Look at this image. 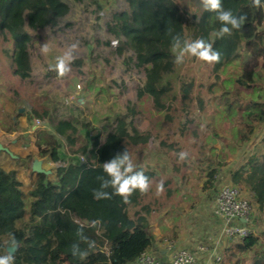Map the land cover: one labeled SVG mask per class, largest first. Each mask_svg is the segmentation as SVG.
I'll list each match as a JSON object with an SVG mask.
<instances>
[{
	"label": "rangeland",
	"instance_id": "374dc122",
	"mask_svg": "<svg viewBox=\"0 0 264 264\" xmlns=\"http://www.w3.org/2000/svg\"><path fill=\"white\" fill-rule=\"evenodd\" d=\"M64 1L69 11L57 27H26V78L13 72L14 42L7 32H0V166L14 169L21 189L27 192L31 188L28 173L33 164L50 179L54 178L56 167L64 165L46 156L39 157L35 145L38 130L56 135L67 161L75 160L77 155L88 161V153H71L70 148L78 149L80 142L91 143L95 135L102 140L115 117L126 115L138 132L147 136L142 144L126 143L133 163L152 174L149 191L140 193L137 202L128 205L129 215H143L156 240L160 244L174 243V250L197 244L211 249L209 238L218 235V221L210 207L214 187L230 181V171L251 156L264 154V123L242 141L237 135L243 127L242 108L235 106L236 113L229 115L223 105L225 98L232 100L234 95L224 94L230 88H225L221 79L238 73L240 66L233 63L215 73L211 64L187 59L169 93L170 99L158 111L150 96L137 92L144 74L135 66L131 49L124 47L117 52V44L112 43L116 39L107 30L113 14L124 7V0ZM179 5L197 11L192 2ZM44 43L49 47L47 54L41 53ZM73 43H78V49L70 63L71 70L61 77L51 67ZM183 82H191L185 96L181 90ZM257 87L264 89V70L253 87L243 92L255 91ZM43 107L47 117H30L33 108L41 112ZM59 119L74 121L78 126L89 121L92 126L79 129L76 140L68 143L54 132L50 120ZM10 126L13 130L7 132ZM182 151L188 154L184 160L178 156ZM212 168L216 169L214 182L208 178ZM161 183L163 191L158 195ZM241 191L252 202V192ZM252 207V231L259 232L264 227V213L253 202ZM216 240L215 254L220 261L202 255L201 264H233L234 259L228 258L229 247L238 238L221 236ZM249 255L244 254L245 264H249Z\"/></svg>",
	"mask_w": 264,
	"mask_h": 264
},
{
	"label": "trees",
	"instance_id": "16d2710c",
	"mask_svg": "<svg viewBox=\"0 0 264 264\" xmlns=\"http://www.w3.org/2000/svg\"><path fill=\"white\" fill-rule=\"evenodd\" d=\"M187 1L192 2L196 12L179 5ZM261 4L264 5V0ZM222 5L234 15L247 17L241 29H234L232 35L222 39L215 36L221 26L216 14L205 11L200 0H124V7L107 23V30L118 41L117 52L124 47L131 49L135 66L144 74L137 92L150 96L158 111L170 99L169 93L184 62L194 59L186 56L182 64L174 63L170 50L173 35L190 40L203 38L212 43L221 53L220 61L211 64L215 73L223 72L230 64H238V73L223 77L221 82L230 88L224 94L234 95L232 100L224 99L225 111L232 115L236 113L235 106L242 108L243 127L237 135L244 141L264 123V89L257 87L255 91L243 92L253 87L264 70V7H253L252 0H222ZM68 11L69 5L64 0H0V32H7L13 39L16 75L20 78L29 75L26 27L32 30L57 27ZM181 86L185 96L191 82H183ZM31 113L34 119L48 116L44 107L41 112L33 108ZM50 121L54 132L68 143L76 140L79 129L92 126L89 121L80 126L70 120ZM12 130L10 126L7 132ZM146 140L147 136L138 132L131 118L120 115L115 117L111 130L102 140L95 135L91 143L80 142L78 149L70 148L71 153L77 150L88 153V161H80V155L67 161L56 135L38 130L35 145L39 157L46 156L64 165L56 167L53 179L30 168L31 188L27 192L21 189L14 169L0 166V256L7 254L6 244L10 234H14L20 244L14 253L15 264H129L134 261L155 239L143 215L128 213V205L137 202L139 190L132 194L129 203H124L118 195L94 199L93 189L100 187L97 177H106L104 162L123 152L126 143L142 144ZM144 173L151 178L150 172ZM229 176L239 189L252 192L255 208L264 213V154L251 156L245 164L231 170ZM208 178L214 182L215 168L209 170ZM106 191L111 193L112 189ZM78 230L86 240L78 236ZM89 242L94 246L89 247ZM74 243H79L81 250L87 252L86 258L73 257ZM229 250L228 258L234 259L235 264H245L247 253H250L249 264H264V227L238 239Z\"/></svg>",
	"mask_w": 264,
	"mask_h": 264
},
{
	"label": "clouds",
	"instance_id": "9594fccd",
	"mask_svg": "<svg viewBox=\"0 0 264 264\" xmlns=\"http://www.w3.org/2000/svg\"><path fill=\"white\" fill-rule=\"evenodd\" d=\"M200 3L205 11L216 14V20L220 23V27L215 31V36L222 39L225 36L232 35V31L242 28L244 21L247 19L245 15H234L231 9H225L222 5V0H200ZM252 6L255 8L264 7L261 0H252ZM113 46L118 44V41H112ZM78 49V43H73L68 46L67 50L62 56L56 58V63L51 67V70L56 71L59 76L66 75L70 69V63L74 59V53ZM171 52L175 59L174 63L180 65L184 62L186 56L194 57L200 61L212 64L218 63L221 59V53L213 48V44L206 42L203 38L195 40L184 39L179 34L171 37ZM49 47L46 43L41 46V53L47 54ZM186 152L178 154L180 160L187 157ZM105 176H99L100 187L93 189V198L97 200L111 199L113 195L122 197L124 203H129V198L132 194L139 190L140 193H147L151 186V181L143 170H136V166L126 148L123 152L117 153L112 159L102 164ZM111 188L112 192L106 191ZM163 191V184L157 187V194ZM95 223V222H94ZM78 236L82 240V232L78 230ZM19 241L14 234H10L9 240L6 244L7 254L0 256V264H15V251L19 248ZM89 247L94 244L89 242ZM71 254L73 257L84 259L87 252L81 250L79 243H74L71 247Z\"/></svg>",
	"mask_w": 264,
	"mask_h": 264
},
{
	"label": "built area",
	"instance_id": "2783aa9c",
	"mask_svg": "<svg viewBox=\"0 0 264 264\" xmlns=\"http://www.w3.org/2000/svg\"><path fill=\"white\" fill-rule=\"evenodd\" d=\"M210 207L218 221V235L209 238L211 249L205 244H197L194 247L182 246L174 250V243L164 241L161 244L169 251L167 260L163 261L145 250L129 264H201L202 255L208 258L213 256L216 261H220L219 256L215 254L218 244L216 239L221 236L241 239L251 233L254 210L251 201L231 181L214 187Z\"/></svg>",
	"mask_w": 264,
	"mask_h": 264
},
{
	"label": "crops",
	"instance_id": "0c3cea01",
	"mask_svg": "<svg viewBox=\"0 0 264 264\" xmlns=\"http://www.w3.org/2000/svg\"><path fill=\"white\" fill-rule=\"evenodd\" d=\"M157 237L153 240L152 245L147 249L150 253L154 254L161 260H167L169 257V251H167L162 244H160L157 240Z\"/></svg>",
	"mask_w": 264,
	"mask_h": 264
},
{
	"label": "water",
	"instance_id": "95a60500",
	"mask_svg": "<svg viewBox=\"0 0 264 264\" xmlns=\"http://www.w3.org/2000/svg\"><path fill=\"white\" fill-rule=\"evenodd\" d=\"M36 164H33V167H32V170H34V171H39V170H37L36 168V166H35ZM43 172V171H42Z\"/></svg>",
	"mask_w": 264,
	"mask_h": 264
}]
</instances>
